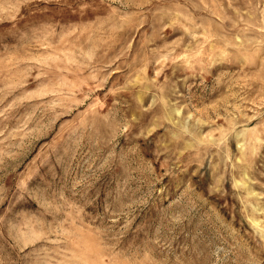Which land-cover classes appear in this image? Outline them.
Wrapping results in <instances>:
<instances>
[{
    "label": "rangeland",
    "instance_id": "1",
    "mask_svg": "<svg viewBox=\"0 0 264 264\" xmlns=\"http://www.w3.org/2000/svg\"><path fill=\"white\" fill-rule=\"evenodd\" d=\"M0 264H264V0H0Z\"/></svg>",
    "mask_w": 264,
    "mask_h": 264
}]
</instances>
